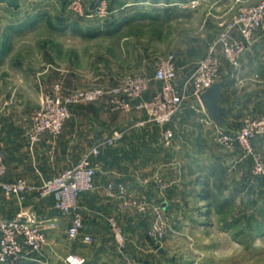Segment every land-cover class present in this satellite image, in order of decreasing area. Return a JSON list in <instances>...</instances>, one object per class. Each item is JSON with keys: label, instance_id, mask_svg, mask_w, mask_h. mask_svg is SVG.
I'll return each mask as SVG.
<instances>
[{"label": "rangeland", "instance_id": "obj_1", "mask_svg": "<svg viewBox=\"0 0 264 264\" xmlns=\"http://www.w3.org/2000/svg\"><path fill=\"white\" fill-rule=\"evenodd\" d=\"M188 1L192 0H0V110L9 107L20 115L28 133L43 95L57 83L67 94L98 85L113 87L128 75L151 76L157 61L170 53L176 54L177 63H189L192 69L241 7L262 0H195L196 8ZM103 2L105 13L100 17L96 8L98 4L102 8ZM218 55L225 59L220 49ZM158 85L152 84L148 96ZM197 103L189 96L183 106ZM135 112L121 113L122 129L147 124L163 130ZM261 141L256 138L253 145L264 155ZM2 146L0 142L6 161ZM160 146H155V162L147 169L156 174L147 199L139 193L140 186L132 188L134 198L105 196L100 219L113 240L116 224L128 242L148 245L152 251L147 254L136 248V264H264V180L253 174L251 158H243L248 181L229 179L231 198L221 213L217 210L225 199L221 181L213 192L214 207L207 201L201 204L204 187L198 185L190 162L185 163L181 181L186 192L172 186L165 189L166 172L173 179L177 174L174 168H159L166 164ZM233 151L242 156L239 149ZM30 185L33 191L15 197L22 202L30 194L45 198L39 194L43 185ZM26 212L37 216L32 208ZM116 248L121 254L127 252V247ZM71 254L77 253L54 264H67Z\"/></svg>", "mask_w": 264, "mask_h": 264}, {"label": "crops", "instance_id": "obj_2", "mask_svg": "<svg viewBox=\"0 0 264 264\" xmlns=\"http://www.w3.org/2000/svg\"><path fill=\"white\" fill-rule=\"evenodd\" d=\"M255 37L253 49L249 50L238 64H230L226 59L220 58L218 81L227 80V83L221 90L219 104L226 108L228 131H236L248 118L264 114V33L259 30ZM178 66L181 71L189 70V63L184 65L178 63ZM197 102L198 105L194 107L183 106L181 113L169 125L174 131V139L170 146L163 144L160 128H151L146 124L144 127L122 129L121 113L111 112L106 99L73 106L71 117L66 121L62 133L57 137L44 134L32 148L26 139L27 131L23 127L21 116L13 114L9 107L0 110V142L3 145L2 150L6 153V181L13 182L21 178L37 187L65 169L73 167L114 131H125L120 141L114 145L102 146L100 154L91 159L97 171L94 189L80 199V210L86 221L85 234L94 238L91 244L83 243L82 239L68 240L66 229L69 219L60 216L55 207L54 196L38 198L37 194H30L28 200L22 202L17 197L7 196L0 191V220L14 218L29 208L36 212L39 219L60 220L58 229L48 231L42 262L29 263L46 264L43 261L47 259L49 263L54 264L62 261L70 253H77L86 258V264H136L134 257L136 248L146 254L151 252L148 245L144 246V242L130 240L126 254L119 253L113 236L108 233L110 229L102 223L100 216L104 213L103 201L105 196H108L110 185L114 187L123 185L127 198L136 197V194L134 195L136 192L135 190L133 192L132 188L140 186L139 193L147 199L148 189L156 176L155 171L147 169L155 162V146L158 147L160 144L162 145L160 156H163L166 164L162 163L163 166L159 168L165 167L163 170L174 168L177 174V178L173 179L170 172H166L165 189L172 186L177 190H186L181 181L185 175L183 174L185 163L190 162L195 170L194 174L197 175L198 185L204 187L208 183L209 189L214 192L219 179L225 199L231 198L227 195L228 182L234 177L237 180L248 181L247 166L239 153L217 146L214 136L219 129L203 109L199 99ZM5 104L8 106L9 102ZM136 116L141 120L145 119L142 113ZM258 138L262 139L260 146L264 149V137ZM255 145L258 146L257 140ZM201 179L203 181H200ZM200 201L203 202L201 204H207L201 196ZM137 243L141 247H138Z\"/></svg>", "mask_w": 264, "mask_h": 264}, {"label": "built area", "instance_id": "obj_3", "mask_svg": "<svg viewBox=\"0 0 264 264\" xmlns=\"http://www.w3.org/2000/svg\"><path fill=\"white\" fill-rule=\"evenodd\" d=\"M188 2H191L192 8L198 6L195 0ZM77 4L79 3L75 2L73 5L77 6ZM101 5L98 4L99 7L96 8L98 11L95 10L100 17L105 13L104 2L102 8ZM262 29H264V0L253 6L241 7L237 15L210 45L206 54L198 59L188 72L180 70L176 54L170 53L157 61L151 76L128 75L113 87L98 85L67 94L57 83L51 91L43 95L40 108L32 116L27 133L28 140L31 145H35L44 134L59 136L71 116L73 106L106 99L111 112L136 111L145 114L146 123H152L163 129V144L170 146L174 139V131L169 125L181 113L186 98L193 96L199 99L203 92L219 80L221 65L219 49L230 64H238L254 46L256 32ZM153 83L159 85L148 96ZM124 134L123 130L114 131L73 167L65 169L40 188V196H54L60 216L69 219L66 229L69 240L82 239L86 244L94 242L91 235L85 234L86 224L80 210L82 195L91 193L94 189L97 171L91 159L100 154L102 146L114 145L123 138ZM258 137H264V114L260 117L248 118L236 131H217L215 141L225 150L239 149L242 158H251L253 174L264 180V155L253 145ZM6 174L7 164L4 155L0 153V190L8 196L22 198L27 192L35 189L21 178L13 182L6 181ZM108 195L126 197V188L123 185L116 187L110 185ZM124 204L128 205L129 202L125 201ZM59 227L60 220L57 218L42 220L28 212L0 220V264L42 262L48 231ZM113 227L114 241L118 249L123 251L128 244L127 238L118 225L113 224ZM85 262L86 259L77 254H71L66 258L67 264H85Z\"/></svg>", "mask_w": 264, "mask_h": 264}, {"label": "water", "instance_id": "obj_4", "mask_svg": "<svg viewBox=\"0 0 264 264\" xmlns=\"http://www.w3.org/2000/svg\"><path fill=\"white\" fill-rule=\"evenodd\" d=\"M226 83L227 80L217 81L199 97L203 109L208 113L210 119L216 123L220 131H227V121L225 118L226 108L219 104L221 90Z\"/></svg>", "mask_w": 264, "mask_h": 264}, {"label": "trees", "instance_id": "obj_5", "mask_svg": "<svg viewBox=\"0 0 264 264\" xmlns=\"http://www.w3.org/2000/svg\"><path fill=\"white\" fill-rule=\"evenodd\" d=\"M215 188H217V186ZM83 195H86V194H83ZM201 197H202V199H204V200H206L208 202L209 206L214 207V204L212 202V200L214 199V196H213V192L209 189L208 183H206V185L204 186V191L201 194ZM227 201H228V199H224V203H222V205H220L217 208L218 212L223 213V212H225V210H227L226 209L228 207V202ZM28 264H33V263H28Z\"/></svg>", "mask_w": 264, "mask_h": 264}]
</instances>
